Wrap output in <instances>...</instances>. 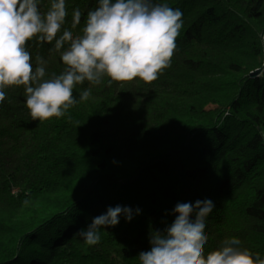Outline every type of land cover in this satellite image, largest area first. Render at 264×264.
Wrapping results in <instances>:
<instances>
[{
    "label": "trees",
    "instance_id": "16d2710c",
    "mask_svg": "<svg viewBox=\"0 0 264 264\" xmlns=\"http://www.w3.org/2000/svg\"><path fill=\"white\" fill-rule=\"evenodd\" d=\"M182 11L171 65L151 84L97 86L68 116L33 120L23 87L0 103V264H140L178 203L211 199L205 252L226 238L264 258V0H154ZM87 12L97 0H66ZM48 0H42L45 11ZM31 41L48 77L64 65ZM47 78V77H46ZM27 201V203H26ZM130 207L87 245L76 235L109 207ZM140 209L136 214L135 210ZM195 218V213L192 214Z\"/></svg>",
    "mask_w": 264,
    "mask_h": 264
},
{
    "label": "clouds",
    "instance_id": "9594fccd",
    "mask_svg": "<svg viewBox=\"0 0 264 264\" xmlns=\"http://www.w3.org/2000/svg\"><path fill=\"white\" fill-rule=\"evenodd\" d=\"M41 5L42 0H0V103L6 99V89L22 86L32 119L40 121L65 116L70 120L69 110L92 96L91 87L80 92L79 100L73 94L86 82L97 86L105 78L109 84L157 80L171 65L183 25L182 11L166 3L97 0L81 33L74 35L72 29L81 23L79 8L73 9L69 29L64 27L69 14L66 0H48L45 11ZM31 41L53 45L50 51L59 53L64 65L60 74L48 77L47 62L39 54L33 65ZM214 207L211 199L178 203L172 224L150 233L151 248L139 253L140 264H264L259 252L242 247L236 237L205 252L206 220ZM121 215L131 221L133 210L109 207L76 235L87 245H97L101 228L118 225Z\"/></svg>",
    "mask_w": 264,
    "mask_h": 264
},
{
    "label": "water",
    "instance_id": "95a60500",
    "mask_svg": "<svg viewBox=\"0 0 264 264\" xmlns=\"http://www.w3.org/2000/svg\"><path fill=\"white\" fill-rule=\"evenodd\" d=\"M263 70H264V64H263L260 68L254 70V71L250 74V76H251V77L258 76L259 74L262 73Z\"/></svg>",
    "mask_w": 264,
    "mask_h": 264
},
{
    "label": "rangeland",
    "instance_id": "374dc122",
    "mask_svg": "<svg viewBox=\"0 0 264 264\" xmlns=\"http://www.w3.org/2000/svg\"><path fill=\"white\" fill-rule=\"evenodd\" d=\"M264 36V35H263ZM263 49H264V40L262 41Z\"/></svg>",
    "mask_w": 264,
    "mask_h": 264
}]
</instances>
